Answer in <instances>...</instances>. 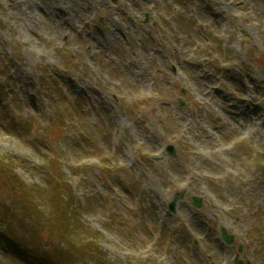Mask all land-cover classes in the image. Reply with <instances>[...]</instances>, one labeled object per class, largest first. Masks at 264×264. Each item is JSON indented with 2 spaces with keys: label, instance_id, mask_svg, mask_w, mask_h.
<instances>
[{
  "label": "rangeland",
  "instance_id": "rangeland-1",
  "mask_svg": "<svg viewBox=\"0 0 264 264\" xmlns=\"http://www.w3.org/2000/svg\"><path fill=\"white\" fill-rule=\"evenodd\" d=\"M3 160L0 264H264V0H0Z\"/></svg>",
  "mask_w": 264,
  "mask_h": 264
},
{
  "label": "trees",
  "instance_id": "trees-1",
  "mask_svg": "<svg viewBox=\"0 0 264 264\" xmlns=\"http://www.w3.org/2000/svg\"><path fill=\"white\" fill-rule=\"evenodd\" d=\"M12 162L8 160H3L0 162V183H3L6 186L11 187L8 181H14L15 174L13 172ZM55 195L57 196V189H54ZM64 192V191H63ZM32 194V192H31ZM30 198L29 196L26 198L27 201ZM63 202H66V196L61 195ZM55 199V197H54ZM55 208L52 215H49V218L46 223L51 224L55 227L57 232V238L65 241V243H69L72 247L68 249L66 252V258L69 260H74L75 262H81L83 259H91L95 261L101 260V254L97 251V240L95 236H83L82 237L75 232L76 224L73 221V214L70 212L69 207L66 204H62L59 201V196L55 199ZM27 203L22 205L23 209L27 206ZM61 205L63 208L58 207ZM46 223H42V228L48 230V226L46 227ZM73 251L70 254V252ZM58 258V257H57ZM65 258V259H66ZM89 261V260H88Z\"/></svg>",
  "mask_w": 264,
  "mask_h": 264
},
{
  "label": "water",
  "instance_id": "water-1",
  "mask_svg": "<svg viewBox=\"0 0 264 264\" xmlns=\"http://www.w3.org/2000/svg\"><path fill=\"white\" fill-rule=\"evenodd\" d=\"M146 22V20H145ZM168 154L173 155V150L171 147H168ZM181 193L177 194L174 198V200L170 203V209L173 210L174 204L175 202L181 198ZM192 203L195 207H199V199L198 198H192ZM221 239L226 243V244H230L232 241V237L231 236H227V234L222 230L221 231ZM243 264L241 261H238L237 259L235 260L234 264ZM245 264H249V263H245Z\"/></svg>",
  "mask_w": 264,
  "mask_h": 264
},
{
  "label": "bare ground",
  "instance_id": "bare-ground-1",
  "mask_svg": "<svg viewBox=\"0 0 264 264\" xmlns=\"http://www.w3.org/2000/svg\"><path fill=\"white\" fill-rule=\"evenodd\" d=\"M221 10H222V8H221ZM222 11H226V9L225 10H222Z\"/></svg>",
  "mask_w": 264,
  "mask_h": 264
}]
</instances>
